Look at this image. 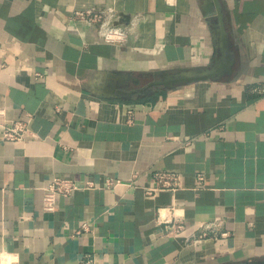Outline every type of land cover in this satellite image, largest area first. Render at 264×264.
Segmentation results:
<instances>
[{"label":"crops","instance_id":"crops-1","mask_svg":"<svg viewBox=\"0 0 264 264\" xmlns=\"http://www.w3.org/2000/svg\"><path fill=\"white\" fill-rule=\"evenodd\" d=\"M109 7L122 41L77 15ZM219 9L231 71L149 86L214 63ZM16 120L31 135L5 140ZM263 259L264 0H0V264Z\"/></svg>","mask_w":264,"mask_h":264},{"label":"built area","instance_id":"built-area-1","mask_svg":"<svg viewBox=\"0 0 264 264\" xmlns=\"http://www.w3.org/2000/svg\"><path fill=\"white\" fill-rule=\"evenodd\" d=\"M172 3L174 0H168ZM77 15L87 19L96 21L99 23V33L107 41H118L124 40L125 38V28L123 26L115 25L114 21L116 19V14L113 8L109 7L107 9L96 11V10H86L78 11ZM31 135V129L29 127L28 121L16 120L10 124L3 125L2 136L5 140L9 141H24ZM205 179L203 174L198 175V180L203 182ZM155 180L157 186L169 187L172 190H176L180 186V176L175 172L170 171H158L155 173ZM112 183V182H110ZM81 187L78 183L68 177L56 176L53 180L44 188L49 194H62L68 196L74 191L80 189ZM158 188L149 189L148 193H152ZM218 221V220H217ZM213 221L209 223H203L201 225L200 233L196 240H201L208 237L211 233L214 235L215 239H218V232L216 227L218 222ZM86 224L84 225V228ZM182 227L181 225L178 226ZM228 232H221V236L225 237Z\"/></svg>","mask_w":264,"mask_h":264},{"label":"water","instance_id":"water-1","mask_svg":"<svg viewBox=\"0 0 264 264\" xmlns=\"http://www.w3.org/2000/svg\"><path fill=\"white\" fill-rule=\"evenodd\" d=\"M218 17L220 21L218 32H219L221 55H219V57L214 60V63L210 67L205 69L184 70L181 72L174 73L167 80L157 81L155 83H151L149 86H153L155 84H160V85L162 84L172 87L176 84H184V83L207 80V79H217L221 77L222 72L226 70L231 71L230 69L233 63V58L228 49L225 24L220 9H219ZM229 264H264V259L249 261V262H236Z\"/></svg>","mask_w":264,"mask_h":264}]
</instances>
